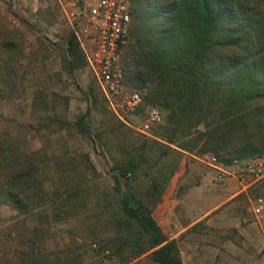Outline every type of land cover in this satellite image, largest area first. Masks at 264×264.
Wrapping results in <instances>:
<instances>
[{"label":"trees","instance_id":"1","mask_svg":"<svg viewBox=\"0 0 264 264\" xmlns=\"http://www.w3.org/2000/svg\"><path fill=\"white\" fill-rule=\"evenodd\" d=\"M130 17L124 79L146 89L143 105L163 115L160 137L121 150L124 157L112 165L113 204L106 203L87 187L89 176H98L89 151L56 150L51 138L77 135L94 149L125 124L96 82L82 91L86 107L72 121L65 118L67 97L33 91L31 119L17 124L16 134L0 130V210L10 213L0 228V264H80L83 251L101 257L108 251L105 259L115 264H183L177 239L162 227L175 193L164 196L179 173V159L210 154L229 164L264 151V0H130ZM3 32L0 102L16 91L15 66L27 57L14 33ZM63 46L66 73L87 67L73 32ZM35 137L41 145L33 149ZM155 152L158 162L171 153L178 158L156 174L151 168L142 172ZM142 175L150 177L148 185ZM91 197L97 214L89 212ZM80 215L93 224V239L49 251V227Z\"/></svg>","mask_w":264,"mask_h":264},{"label":"rangeland","instance_id":"2","mask_svg":"<svg viewBox=\"0 0 264 264\" xmlns=\"http://www.w3.org/2000/svg\"><path fill=\"white\" fill-rule=\"evenodd\" d=\"M66 1L0 0V39L5 34L4 29L8 32L11 30L14 33L13 38H17V44L22 48V53L27 56L21 58L19 65L15 66V68L19 67L16 91L10 96L7 95V101L0 102V130L7 129L16 134L17 124H26L31 119L29 104L32 92L35 90H41L45 93L55 92L67 97L69 102L65 118L69 121L74 120L81 111L84 112L86 103L82 91L92 83L96 86V79L88 66L75 71L73 75H69L63 69L64 38L72 32L70 23L64 15ZM88 2L92 3L94 0H88ZM81 7H83L82 4ZM35 53L37 54L36 58L31 57ZM125 87L128 91L141 92L142 103L135 114L131 116L130 126L124 125L125 127L120 129L117 134L110 133L108 143L103 141L93 149L92 144L84 143L82 138L77 135L70 136L61 133L51 138L56 150L89 151L91 162L98 174L97 178L89 176L87 183V187L90 188L89 193L92 197L96 196L98 199H104L106 203L112 204L113 180L111 175L113 174V162L124 157L121 152L122 149L140 146L149 139L160 137L161 126L164 121L163 119L160 125L154 126L147 134L139 132L138 129L144 121L147 111L153 106L143 105V100L147 95L146 89H134L126 84V81ZM59 110L62 111L64 108L60 106ZM97 118L98 116L95 119ZM94 123L95 127L98 126L103 131L98 125L99 122L95 120ZM114 123L116 125L118 121L115 119ZM35 138L37 143H31L33 149L41 145L38 138ZM158 154L159 152H155L149 155L148 162L144 165L142 172L151 168L153 169L152 173L156 174L159 168L171 165L178 158L174 153H171L158 162ZM201 156L195 157L200 158ZM180 162L181 159L178 163ZM191 168L197 170L192 169L193 172L197 173L198 169L204 168L207 170L209 178L213 177L212 172L210 173L208 168L198 162H192ZM141 177V182L148 185L150 177L144 175ZM211 180L213 191L208 193V198L210 203H213L214 196H218L222 191L217 189L216 185L218 184L214 183L213 179ZM233 193L228 195L224 193L225 202L214 209L209 217L205 218V220L211 218L209 226H204L205 223L202 220L198 228L177 238L183 264H264V233L257 227L249 214L248 196H253L255 193L251 195L247 190V195L239 194L229 198ZM92 197L89 212L90 214H97L100 212V208L94 206L96 200ZM99 203L101 204V201ZM187 210V203L180 202L178 206L176 205L177 214H183ZM8 214L10 213L7 210H0V228L3 226L2 221L9 220ZM92 226L90 221L84 220L83 215L57 221L49 227L50 231L53 232V237L49 238L48 250L55 251V253L57 251L65 252L75 248L81 242L89 243L93 239ZM194 238L195 240H193ZM203 242L204 246L201 244ZM196 249L197 257L191 258L190 255H193V251ZM82 254L80 264H103V257L96 251H83ZM107 264L115 263L108 260ZM131 264L148 263L144 259H138Z\"/></svg>","mask_w":264,"mask_h":264},{"label":"built area","instance_id":"3","mask_svg":"<svg viewBox=\"0 0 264 264\" xmlns=\"http://www.w3.org/2000/svg\"><path fill=\"white\" fill-rule=\"evenodd\" d=\"M81 4L83 7H81ZM64 15L84 54L89 70L116 118L130 126V118L142 103L139 91H128L125 87L122 56L129 42L131 25L130 0H67ZM161 112L151 107L139 127L147 134L154 126L162 123ZM199 160L214 175L216 184L234 182L236 196L246 194L254 188L258 193L248 196L249 214L257 227L264 233V151L254 157L232 160L223 164L212 155ZM103 264H107L104 256Z\"/></svg>","mask_w":264,"mask_h":264},{"label":"crops","instance_id":"4","mask_svg":"<svg viewBox=\"0 0 264 264\" xmlns=\"http://www.w3.org/2000/svg\"><path fill=\"white\" fill-rule=\"evenodd\" d=\"M194 161L206 167L199 160V158L193 155L185 154V156L182 157L181 162L179 163V173L177 174V176L171 179L170 185L168 186L166 194L164 196V198L166 199V195L168 196L172 193H175L171 201L170 211L162 219L163 230L168 236L173 239H177L179 236L186 232L188 233L192 226L200 223L202 220H204L203 223L205 224L202 223L204 226H209L211 218L210 220H205V218L209 217L210 213L214 209L218 208L225 202V196L223 197L224 193H227L228 195L229 193L234 192L229 197L232 198L236 195V191L238 189L236 184L233 182H227L222 185L218 184L216 185L217 187H214L222 192L218 196H214L215 200L213 201V203H210L208 193L211 190L213 191V186L210 182H212L211 179H213L214 182V175L213 177L209 178L207 170H205L204 168H201L200 170L198 169V173L193 172L192 169H195L191 168V164ZM208 170L210 169L208 168ZM211 172L212 171L210 170V173ZM187 183H190V185H187ZM180 202L187 203L188 210L183 214H177L176 212V205L178 206ZM193 240H195V238ZM200 242H202V240H200ZM201 244H203V246L205 245L204 242ZM191 247L193 249L192 245ZM196 251L197 249L193 251V255H190L191 258L197 257L198 253H196Z\"/></svg>","mask_w":264,"mask_h":264}]
</instances>
